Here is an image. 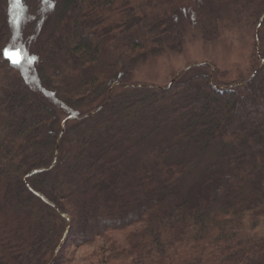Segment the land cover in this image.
<instances>
[{
	"label": "trees",
	"instance_id": "trees-1",
	"mask_svg": "<svg viewBox=\"0 0 264 264\" xmlns=\"http://www.w3.org/2000/svg\"><path fill=\"white\" fill-rule=\"evenodd\" d=\"M224 7L258 27L248 78L219 83L203 62L167 86L131 82L188 17L216 41ZM263 23L264 0H0V264H70L98 240L97 264H264ZM146 125L177 130L180 156L218 139L239 162L220 156L183 193L195 157L120 151Z\"/></svg>",
	"mask_w": 264,
	"mask_h": 264
},
{
	"label": "rangeland",
	"instance_id": "rangeland-1",
	"mask_svg": "<svg viewBox=\"0 0 264 264\" xmlns=\"http://www.w3.org/2000/svg\"><path fill=\"white\" fill-rule=\"evenodd\" d=\"M248 16H250V12L237 20L234 18L233 12L224 7L221 11L219 37L212 42L203 40L191 19L186 18L181 44L177 47L165 48L160 53L136 62L132 68L131 82L158 87L167 86L179 71L189 65L203 62H208L214 67L215 78L219 83L227 84L245 80L258 67L260 59L259 55L255 53L257 45L255 33L258 27L254 20ZM34 19L35 17L31 15L30 20L33 22ZM259 36L260 43L264 47V23L259 28ZM2 99L0 94V102ZM1 105L0 103V125L5 116ZM132 122L125 123L123 128L125 127L126 130V126L133 124ZM134 125V128L140 127L137 123ZM176 132L177 130H171L165 125L157 130L146 125L139 131L125 136L121 141L120 151L123 152L125 159L130 156L128 163L144 161L153 164L158 154L162 152H165L163 158L167 162L195 157L182 177L180 190L183 193L199 182L207 172L219 168L220 156L226 155L224 164H227L229 160H234L235 163L239 162L234 158L236 157L234 147L218 139L206 148H196L195 146L189 148L187 146L180 156L178 154L181 152V148L176 145L182 139L175 136ZM242 146L243 144H239L237 147L241 148ZM70 147L71 142L67 141L64 146V157L69 154ZM113 238L117 240L121 237L114 236ZM103 241L98 240L91 245L72 251L73 259L70 264H97L103 258L98 253V247L102 245Z\"/></svg>",
	"mask_w": 264,
	"mask_h": 264
},
{
	"label": "snow or ice",
	"instance_id": "snow-or-ice-1",
	"mask_svg": "<svg viewBox=\"0 0 264 264\" xmlns=\"http://www.w3.org/2000/svg\"><path fill=\"white\" fill-rule=\"evenodd\" d=\"M5 55L7 56V50H5ZM17 61L13 60V63H16Z\"/></svg>",
	"mask_w": 264,
	"mask_h": 264
},
{
	"label": "water",
	"instance_id": "water-1",
	"mask_svg": "<svg viewBox=\"0 0 264 264\" xmlns=\"http://www.w3.org/2000/svg\"><path fill=\"white\" fill-rule=\"evenodd\" d=\"M262 62H263V60H262Z\"/></svg>",
	"mask_w": 264,
	"mask_h": 264
}]
</instances>
